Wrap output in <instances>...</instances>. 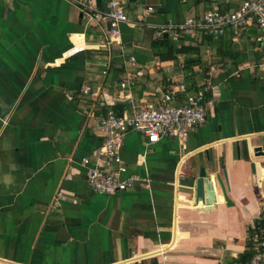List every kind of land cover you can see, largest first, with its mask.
<instances>
[{
	"label": "crops",
	"instance_id": "crops-1",
	"mask_svg": "<svg viewBox=\"0 0 264 264\" xmlns=\"http://www.w3.org/2000/svg\"><path fill=\"white\" fill-rule=\"evenodd\" d=\"M94 1L107 10L106 0ZM120 2L132 22L121 25L125 57L115 50L104 75L99 39L108 21L85 19L67 0H0V264H246L250 230L264 222V155L253 152L264 148L263 31L253 25L239 41L231 32L179 41L165 33L173 48L163 58L152 45L158 26L224 0ZM74 46L83 49L69 53ZM127 69L136 77L121 87ZM209 78L206 120L185 140L125 134L129 172L149 183L112 194L90 187L83 158L102 145V113L165 92L178 104ZM85 84L101 90L96 100ZM220 158L232 204L218 184L214 206L194 204L184 184L207 161L223 176Z\"/></svg>",
	"mask_w": 264,
	"mask_h": 264
},
{
	"label": "built area",
	"instance_id": "built-area-1",
	"mask_svg": "<svg viewBox=\"0 0 264 264\" xmlns=\"http://www.w3.org/2000/svg\"><path fill=\"white\" fill-rule=\"evenodd\" d=\"M67 1L77 6L85 19L109 22L107 34L99 39L100 47L107 50L102 69V73L107 74L115 50L121 51L125 57L121 25L132 23L130 17L120 0H106V11H101L94 0ZM148 10H153V7L149 6ZM253 25L261 28L264 38V0H224L223 7L215 6L199 15H189L182 22L170 21L158 26L155 38L169 33L174 40L179 41L201 33L221 35L231 32L233 40L239 41ZM82 49L81 46H74L69 53L75 54ZM125 62L135 66L136 55L129 54ZM125 75L120 82L121 87L133 84L136 77V73L130 69L126 70ZM82 91L96 100L101 90L95 89L92 84H85ZM211 91L215 92V87L209 78L178 104L175 103L176 97L173 93L165 92L150 102H137L130 98L122 114L113 110L102 113L98 117V128L103 137L102 145L92 156L83 158V163L88 168L87 179L90 187L99 194H112L131 189L138 181L149 183L150 178H142L129 172L128 165L120 153L125 134L131 130L139 131L146 136L149 143H155L163 136H175L183 141L190 131L206 120L212 101L207 95ZM61 197V192H58L53 204L57 205ZM249 246L252 253L246 264H264L263 223L256 224L250 230Z\"/></svg>",
	"mask_w": 264,
	"mask_h": 264
},
{
	"label": "water",
	"instance_id": "water-1",
	"mask_svg": "<svg viewBox=\"0 0 264 264\" xmlns=\"http://www.w3.org/2000/svg\"><path fill=\"white\" fill-rule=\"evenodd\" d=\"M255 156L264 155V148L262 146H255L253 148ZM219 166L222 168L223 176L220 172L209 171V161L207 164L200 167L198 174H193L187 183L184 184L192 190V197L194 204L198 206L212 207L217 201L219 194H222L227 204H232V200L228 194L230 183L227 175L226 168L223 165V158L219 160ZM252 171L256 170V162L250 163ZM220 186V193L216 191V185Z\"/></svg>",
	"mask_w": 264,
	"mask_h": 264
},
{
	"label": "trees",
	"instance_id": "trees-1",
	"mask_svg": "<svg viewBox=\"0 0 264 264\" xmlns=\"http://www.w3.org/2000/svg\"><path fill=\"white\" fill-rule=\"evenodd\" d=\"M205 39H207L212 44L213 43L216 44L215 39H213V37H211V36H208ZM152 45L155 48L156 53H158L161 57L165 58V57H168V56L172 55L171 54V50H172L173 47H172V39L171 38L165 37L163 35L162 37L155 39L153 41ZM224 45L228 46L227 48L231 47L230 42H226L225 41ZM231 53H232L233 58L237 57V54L234 51H232ZM198 61H199V59L190 60L189 62H187V64L191 66V65L197 63ZM263 224H264V222H263Z\"/></svg>",
	"mask_w": 264,
	"mask_h": 264
}]
</instances>
